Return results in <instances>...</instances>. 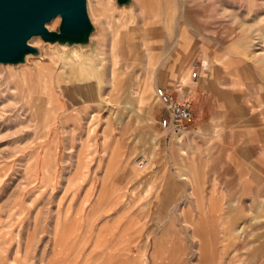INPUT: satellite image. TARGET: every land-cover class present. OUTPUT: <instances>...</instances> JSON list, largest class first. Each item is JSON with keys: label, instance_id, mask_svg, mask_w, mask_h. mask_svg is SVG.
<instances>
[{"label": "rangeland", "instance_id": "obj_1", "mask_svg": "<svg viewBox=\"0 0 264 264\" xmlns=\"http://www.w3.org/2000/svg\"><path fill=\"white\" fill-rule=\"evenodd\" d=\"M86 10L88 46L37 36L38 55L0 63V264H207L197 249L166 255L159 239L153 250L164 230L208 223L198 176L168 160L154 90L186 96L207 60L214 85L262 86L264 0H86ZM180 176L189 186L178 191ZM260 213L239 225L227 264H264Z\"/></svg>", "mask_w": 264, "mask_h": 264}, {"label": "crops", "instance_id": "obj_2", "mask_svg": "<svg viewBox=\"0 0 264 264\" xmlns=\"http://www.w3.org/2000/svg\"><path fill=\"white\" fill-rule=\"evenodd\" d=\"M205 65L211 73L209 60ZM210 73L203 81L200 77L193 80L195 85L185 92L192 100V118L181 140L166 134L163 141L171 166L176 165L189 179L198 176L203 221L208 223L202 224V230L196 234L185 228L178 229L175 235L164 230L155 238L153 250L159 239L166 255L197 249L200 262L227 264L233 251L241 246L239 225L248 221L251 214L258 213V218L263 219L260 212L264 213V84L214 85ZM187 177L177 179L178 191L181 185L188 188ZM172 186L169 183L164 190L169 191ZM161 220H170L169 214ZM175 259L167 256L166 264Z\"/></svg>", "mask_w": 264, "mask_h": 264}, {"label": "water", "instance_id": "obj_3", "mask_svg": "<svg viewBox=\"0 0 264 264\" xmlns=\"http://www.w3.org/2000/svg\"><path fill=\"white\" fill-rule=\"evenodd\" d=\"M131 0H116L118 7ZM59 17L57 30L47 24ZM94 30L86 10V0H0V63L18 65L28 55H38L30 44L39 36L49 44L86 47Z\"/></svg>", "mask_w": 264, "mask_h": 264}, {"label": "built area", "instance_id": "obj_4", "mask_svg": "<svg viewBox=\"0 0 264 264\" xmlns=\"http://www.w3.org/2000/svg\"><path fill=\"white\" fill-rule=\"evenodd\" d=\"M201 70L202 66L199 63H195L191 72V79H198ZM154 96L163 109V114L158 119L160 128L167 135H171L180 141L187 131V125L192 118L191 101L184 95L173 97L161 86L155 88Z\"/></svg>", "mask_w": 264, "mask_h": 264}]
</instances>
